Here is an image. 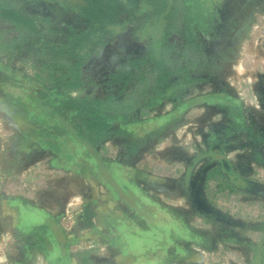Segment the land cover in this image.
Segmentation results:
<instances>
[{
    "label": "rangeland",
    "instance_id": "rangeland-1",
    "mask_svg": "<svg viewBox=\"0 0 264 264\" xmlns=\"http://www.w3.org/2000/svg\"><path fill=\"white\" fill-rule=\"evenodd\" d=\"M129 2L70 95L52 47L81 18L22 2L59 34L21 49L0 20V264H264V0Z\"/></svg>",
    "mask_w": 264,
    "mask_h": 264
},
{
    "label": "trees",
    "instance_id": "trees-1",
    "mask_svg": "<svg viewBox=\"0 0 264 264\" xmlns=\"http://www.w3.org/2000/svg\"><path fill=\"white\" fill-rule=\"evenodd\" d=\"M26 0H0V20L17 33L15 49H21L30 38L46 34L48 37L58 35L55 25L49 18H38L25 15L18 10L19 4ZM47 1V0H46ZM57 3L70 12L76 13L82 21L83 29L77 33H70L61 47L54 45L52 62L63 72L60 76L64 82L65 94L81 92L80 69L85 63L101 49L110 39L120 32L124 25L132 20L134 5L129 0H48ZM129 9V10H127ZM125 16H130L125 19ZM39 25L44 29H40ZM39 76V75H38ZM52 75L41 77L43 82L51 84ZM67 79V80H66ZM157 94L160 91L156 90ZM102 118H93L98 129V135H103L110 128L109 120L113 118L112 103H101ZM95 102V103H96Z\"/></svg>",
    "mask_w": 264,
    "mask_h": 264
},
{
    "label": "flooded vegetation",
    "instance_id": "flooded-vegetation-1",
    "mask_svg": "<svg viewBox=\"0 0 264 264\" xmlns=\"http://www.w3.org/2000/svg\"><path fill=\"white\" fill-rule=\"evenodd\" d=\"M106 44L104 46H106ZM186 44H187V42H186ZM263 96H264V93H263ZM262 107H263V110H264V98H263V101H262ZM95 118L100 119L102 117L96 116ZM215 163H216L215 165L217 167H214V169L208 171V173L206 174V179L216 180L217 178H219V177H217V175H221L222 179L219 178V181L227 182L228 185H230L232 183H237V182L240 181L239 176L235 174V172H236L235 168L232 165H230L229 162L226 159H221L220 161L219 160H215ZM201 207H202V213L211 212V210L204 203H202Z\"/></svg>",
    "mask_w": 264,
    "mask_h": 264
}]
</instances>
